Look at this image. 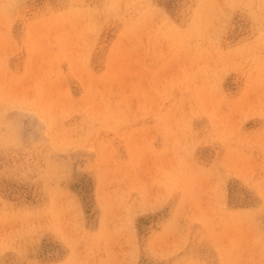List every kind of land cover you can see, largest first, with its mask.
Returning <instances> with one entry per match:
<instances>
[{"label": "rangeland", "instance_id": "rangeland-1", "mask_svg": "<svg viewBox=\"0 0 264 264\" xmlns=\"http://www.w3.org/2000/svg\"><path fill=\"white\" fill-rule=\"evenodd\" d=\"M0 264H264V0H0Z\"/></svg>", "mask_w": 264, "mask_h": 264}]
</instances>
